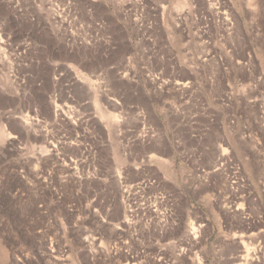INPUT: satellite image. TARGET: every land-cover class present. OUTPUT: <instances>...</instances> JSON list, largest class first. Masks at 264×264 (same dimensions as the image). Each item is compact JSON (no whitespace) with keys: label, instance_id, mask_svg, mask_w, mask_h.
<instances>
[{"label":"rangeland","instance_id":"374dc122","mask_svg":"<svg viewBox=\"0 0 264 264\" xmlns=\"http://www.w3.org/2000/svg\"><path fill=\"white\" fill-rule=\"evenodd\" d=\"M243 242L264 264V0H0V264Z\"/></svg>","mask_w":264,"mask_h":264},{"label":"bare ground","instance_id":"6f19581e","mask_svg":"<svg viewBox=\"0 0 264 264\" xmlns=\"http://www.w3.org/2000/svg\"><path fill=\"white\" fill-rule=\"evenodd\" d=\"M56 107H57V106H55V107L53 108L54 111L57 110ZM192 231H193V228H192ZM243 244H244V245H242V246H244V248H245V249L243 250V253L245 252V254L242 256V259H244V260H243V262H238L237 264H243V263L246 264V261L249 260L247 256L249 255V251H250L249 249H250L251 247H249L248 243H247L248 246L246 245L245 242H243ZM252 247H253V246H252ZM251 250H252V248H251ZM253 250H254V248H253ZM258 250H259V248H258ZM252 252H254V251H252ZM252 252H251V253H252ZM255 252H257V251H255ZM258 252H259V251H258ZM253 254H254V253H253ZM255 254H256V253H255ZM238 257H240V256H238ZM240 259H241V257H240ZM259 259H260V258H259ZM240 261H241V260H240ZM254 261H255V260H254ZM198 262H199V261H198ZM235 262H236V261H235ZM249 262H250V261H249ZM247 263H248V262H247ZM250 263H252V262H250ZM250 263H249V264H250ZM253 263H254V262H253ZM235 264H236V263H235Z\"/></svg>","mask_w":264,"mask_h":264}]
</instances>
